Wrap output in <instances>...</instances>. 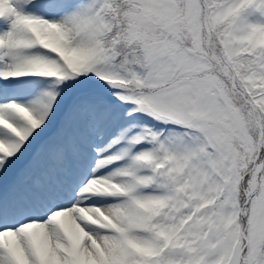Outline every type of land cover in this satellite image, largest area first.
I'll return each instance as SVG.
<instances>
[{"label":"snow or ice","instance_id":"1","mask_svg":"<svg viewBox=\"0 0 264 264\" xmlns=\"http://www.w3.org/2000/svg\"><path fill=\"white\" fill-rule=\"evenodd\" d=\"M0 264H264V0H0Z\"/></svg>","mask_w":264,"mask_h":264}]
</instances>
